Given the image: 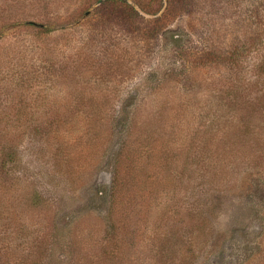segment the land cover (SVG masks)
I'll list each match as a JSON object with an SVG mask.
<instances>
[{
  "label": "rangeland",
  "instance_id": "1",
  "mask_svg": "<svg viewBox=\"0 0 264 264\" xmlns=\"http://www.w3.org/2000/svg\"><path fill=\"white\" fill-rule=\"evenodd\" d=\"M82 1L0 0V147L15 160L0 154V264L27 254L75 264L94 249L113 264H264V0H164L153 15L130 2L137 24L111 0ZM242 41L258 48L239 58L241 118L253 107L258 128L245 146L240 127L224 134L233 122L223 49ZM111 56L104 68L92 60ZM95 111L107 126L96 127L105 123ZM136 116L145 138L160 128L157 150L142 146L134 178L124 169L116 206L125 211L109 217L95 188L111 189L108 165L133 143L126 133ZM196 137L208 154L189 146ZM172 161L177 182L164 171ZM145 182L158 191L140 194Z\"/></svg>",
  "mask_w": 264,
  "mask_h": 264
},
{
  "label": "trees",
  "instance_id": "2",
  "mask_svg": "<svg viewBox=\"0 0 264 264\" xmlns=\"http://www.w3.org/2000/svg\"><path fill=\"white\" fill-rule=\"evenodd\" d=\"M90 0H83L80 4L79 8L84 7L85 5H87ZM164 0H111L109 2H107L106 4H112L115 5L114 7H118V10L120 12V15L126 20L129 21L130 23L134 24V23H138L139 19H142V17L140 16V13L133 7V5L130 3L132 2L133 4L137 5L139 7V9L149 15H153L155 13H157L162 6ZM209 1V0H208ZM183 2V0H182ZM169 3L172 4V6H176L178 4H180V0H169ZM173 7V8H174ZM143 20V19H142ZM53 32V31H52ZM51 31H48L47 33H52ZM230 46V45H229ZM229 48V49H228ZM257 47L256 44L254 45L253 41H242L237 47L234 46V51H232L231 46L230 47H225V49H223L224 51L226 50V55H230L229 60H228V65L232 66V72H231V76L230 78L227 79L228 83H229V92L225 95V100H227L228 104L227 106H229V111L227 112L229 117H230V121L233 122V124L228 127L225 131V135H231L234 131H236L237 129H239L240 127V139L238 142L244 141V146L245 144H251L253 142H257L258 141V134H257V129H255L254 127V120L256 119V111L253 109H250V114L249 117L246 119L245 122L242 121L241 118V114H242V110L240 109V107L238 105L241 104V102H239V90L241 88L242 85V80L243 77L241 78V76H243L242 73V69L241 64H243V61L239 60L240 57L243 56V53H248V52H255L257 51ZM222 48L220 47H215V50L213 52H217V51H223ZM221 59L222 57H216ZM225 59V58H224ZM93 62L95 63V65L99 68H104L107 67L109 65H111L113 63V57H106V59L101 60L99 63L98 59L94 60L92 59ZM210 61V60H208ZM218 62V61H217ZM216 63V62H215ZM259 66V67H258ZM257 66L258 72L264 74V58L261 61V63ZM237 70V73H233ZM261 76V75H259ZM242 79V80H241ZM245 80V78H244ZM262 100V98L260 99V101ZM92 102H94V99H91ZM263 110H264V98H263ZM261 106V107H262ZM125 111V110H123ZM105 114V111H95L94 116H97L96 119L97 123H105L102 124L100 126H96L98 127H105L107 126L110 122L109 118L104 116V119L102 118V114ZM263 112V111H261ZM124 112H116V114H118V116L120 114H123ZM85 117H87V113L85 114L84 112L82 113ZM160 116H157L156 121L158 122V119L161 118V121H168V118H165V115L163 113H159ZM246 115V114H245ZM165 118V119H164ZM142 120V119H141ZM140 120V117H137L132 119V123L130 121L129 118V126L127 128V133H126V137H130V139L132 140V142L134 144H137L138 146L133 145V143H130L129 140H125L123 147L121 149V151H119V153L116 156V160L113 164V166H109V169L111 170V177H112V185H111V189L107 188V187H96V191H95V196L97 198V200L99 201V209L104 208L105 206H110V211L111 214L109 215V217H113V216H117L119 213L122 212V215L125 211L118 209L116 206L117 203V199H119L120 196V191L122 189V187L124 186V183H126L125 180V176L126 173H124V169L126 168L127 173H128V177L133 176V178L136 176L137 171L140 172L139 168V157L141 150L143 149V147H148V152L149 154H153L156 152V148L157 147H153L150 146L156 141L158 142V137L161 134L160 133V128L158 127H153L150 126L149 128L147 127V133H146V138H145V127L142 125V122ZM113 122H115L113 120ZM235 123V125H234ZM150 129V130H149ZM165 130V129H163ZM95 131H97V129H95ZM101 131V130H100ZM186 131V129L184 130ZM10 132L12 134H14L15 132L10 130ZM196 134V133H195ZM144 136V138L142 139V137ZM196 136V135H195ZM186 136H184L185 138ZM199 138H194L192 140H190L189 146L197 148L195 153L199 152L204 154L209 152V149L207 147V145L204 143V139L202 137L201 139V143L198 140ZM230 139V143H231V147L234 146L236 147V143L234 144L231 141V136L229 137ZM184 142V141H183ZM224 142V141H223ZM237 145H241L243 143H238ZM248 142V143H247ZM169 144V142H167ZM186 143V141H185ZM185 145V144H184ZM227 144H223V146H226ZM13 146V145H12ZM143 146V147H142ZM9 146L5 147V146H1L0 147V154H4L7 159H9L10 163H13L15 160L12 159L11 154L9 153V150H7ZM187 155L185 154V158L183 160V169L184 172H189V168H191V152H190V148L187 149ZM190 154V155H189ZM147 157V155L145 156V158ZM131 158V160L129 161V163H126V159ZM149 159V156L148 158ZM149 161V160H148ZM181 163V160H179ZM199 161V160H198ZM5 160L4 158H2V163H4ZM174 162V163H172ZM171 162V166L169 167H165L164 171H167L168 173V178H171V180L176 182L177 180H182V173H180L179 171H176V164H179L178 161H172ZM110 164V163H109ZM158 164V163H156ZM2 168L5 169L6 166L4 164H1ZM93 166V165H91ZM164 166V165H161ZM180 166V164H179ZM72 168V167H71ZM73 169V168H72ZM6 170V169H5ZM143 171V170H142ZM69 174H71V176L74 175L73 171H71V169H69ZM178 173V175H177ZM153 178H155L157 176V172L153 173ZM76 182H78L79 177H75L74 178ZM159 178H156L155 181H153L154 183L158 182ZM148 190H150V192H148ZM156 191V187L155 189H151L147 186L146 182L144 185V188L140 190V194H144L147 193V195H151L154 194ZM30 200L34 201L35 198L31 197L29 198ZM39 203V201H35L34 204ZM40 250H43V246H40L39 248ZM82 254V252H81ZM109 253H104V252H100L98 249L93 251V253H91V251H88L86 253V255L81 256L82 260L79 261L75 258L73 259V262H75V264H113V262H111V259H108ZM39 256H42V253H40ZM39 260L37 259L36 256H33L32 254H27L23 257H21L19 264H39Z\"/></svg>",
  "mask_w": 264,
  "mask_h": 264
}]
</instances>
